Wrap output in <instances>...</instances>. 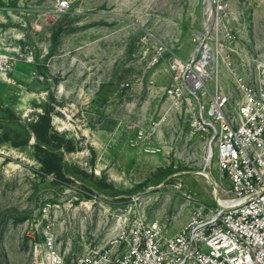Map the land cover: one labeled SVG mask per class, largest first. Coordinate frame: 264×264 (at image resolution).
Instances as JSON below:
<instances>
[{
	"label": "rangeland",
	"instance_id": "rangeland-1",
	"mask_svg": "<svg viewBox=\"0 0 264 264\" xmlns=\"http://www.w3.org/2000/svg\"><path fill=\"white\" fill-rule=\"evenodd\" d=\"M58 1L0 0V58L18 59L0 74V264H27L52 233L64 254L109 248L119 220L177 231L198 201L216 203V149L166 93L174 58L204 32L203 0H68L64 11ZM230 1L238 38L225 49L236 66L264 64V0ZM47 109L73 140L61 152L69 182L42 172L33 147Z\"/></svg>",
	"mask_w": 264,
	"mask_h": 264
},
{
	"label": "built area",
	"instance_id": "built-area-1",
	"mask_svg": "<svg viewBox=\"0 0 264 264\" xmlns=\"http://www.w3.org/2000/svg\"><path fill=\"white\" fill-rule=\"evenodd\" d=\"M58 2L61 11L69 7L68 0ZM202 18L197 47L188 58H174L166 93L216 149L215 205L198 201L176 233L158 220H119L112 246L88 252L62 253L52 233L35 243L27 264H264V64L236 66L225 49L238 38L230 0H203ZM163 51L157 48L155 60ZM17 62L0 58V74ZM223 67L234 77L235 102L222 84Z\"/></svg>",
	"mask_w": 264,
	"mask_h": 264
},
{
	"label": "trees",
	"instance_id": "trees-1",
	"mask_svg": "<svg viewBox=\"0 0 264 264\" xmlns=\"http://www.w3.org/2000/svg\"><path fill=\"white\" fill-rule=\"evenodd\" d=\"M14 120L21 121L17 117H14ZM31 128L33 129V134L36 136L33 147L41 163V171L45 174H52L60 181L69 182L70 178L66 172L65 162L61 156V152L63 148L69 151L72 150L73 140L65 141L63 135L54 130L52 125V111L49 109L39 116L38 121L32 124ZM5 136L10 140L8 134H5ZM64 142L67 145H64ZM22 144L25 143H20L19 145Z\"/></svg>",
	"mask_w": 264,
	"mask_h": 264
},
{
	"label": "bare ground",
	"instance_id": "bare-ground-1",
	"mask_svg": "<svg viewBox=\"0 0 264 264\" xmlns=\"http://www.w3.org/2000/svg\"><path fill=\"white\" fill-rule=\"evenodd\" d=\"M8 79L4 78V77H0V82H6Z\"/></svg>",
	"mask_w": 264,
	"mask_h": 264
},
{
	"label": "crops",
	"instance_id": "crops-1",
	"mask_svg": "<svg viewBox=\"0 0 264 264\" xmlns=\"http://www.w3.org/2000/svg\"><path fill=\"white\" fill-rule=\"evenodd\" d=\"M181 227H182V226H181ZM181 227H180V228H181ZM180 228H179V229H180ZM179 229H178V230H179ZM178 230H177V231H178ZM177 231H173L172 233H176Z\"/></svg>",
	"mask_w": 264,
	"mask_h": 264
}]
</instances>
